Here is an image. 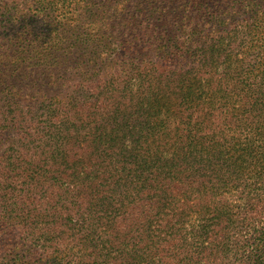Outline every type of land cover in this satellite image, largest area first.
<instances>
[{
    "label": "rangeland",
    "instance_id": "obj_1",
    "mask_svg": "<svg viewBox=\"0 0 264 264\" xmlns=\"http://www.w3.org/2000/svg\"><path fill=\"white\" fill-rule=\"evenodd\" d=\"M23 68L0 83V106L4 111L11 99L14 108L0 118V149L11 143L15 153L10 175L0 174V264L253 259L254 238L264 227V126L251 133L222 121V114L207 131L223 140L189 144L177 139L182 130L171 122L104 130L93 139L104 121L89 123L97 107H81V94L96 93L91 85L110 71L90 77L95 69L87 64V70L70 66L58 77ZM7 87L12 93L5 94ZM31 115L43 121L40 126ZM199 147L201 156L192 159L191 150ZM88 162L94 171L77 176V165ZM70 173L75 179L65 177Z\"/></svg>",
    "mask_w": 264,
    "mask_h": 264
},
{
    "label": "trees",
    "instance_id": "obj_2",
    "mask_svg": "<svg viewBox=\"0 0 264 264\" xmlns=\"http://www.w3.org/2000/svg\"><path fill=\"white\" fill-rule=\"evenodd\" d=\"M17 1L0 0V83L24 66L61 77L70 66H92L90 77L109 70L91 85L96 93L81 94V107H97L89 123L104 121L93 139L104 130L171 122L182 130L177 139L189 144L223 140L207 131L222 114L251 133L264 126V0H29L32 7ZM10 102L4 111L0 106L3 121L14 110ZM29 120L43 122L36 115ZM10 145L0 149V174L7 176L15 155ZM201 151L191 150L192 159ZM76 169L77 176L90 174L95 163ZM257 233L248 264H264V227Z\"/></svg>",
    "mask_w": 264,
    "mask_h": 264
}]
</instances>
